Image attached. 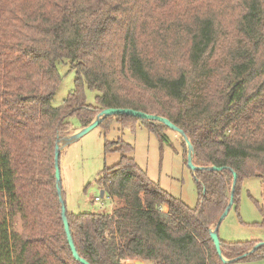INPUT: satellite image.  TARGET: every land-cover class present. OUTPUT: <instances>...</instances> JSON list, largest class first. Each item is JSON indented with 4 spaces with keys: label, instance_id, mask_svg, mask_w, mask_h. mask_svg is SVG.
Wrapping results in <instances>:
<instances>
[{
    "label": "trees",
    "instance_id": "1",
    "mask_svg": "<svg viewBox=\"0 0 264 264\" xmlns=\"http://www.w3.org/2000/svg\"><path fill=\"white\" fill-rule=\"evenodd\" d=\"M65 61L75 87L55 107ZM86 88L98 92L96 106ZM106 109L170 120L205 169L193 172L192 208L150 179L131 145L107 142L106 153L121 158L97 185L113 211H67L80 257L229 264L211 230L230 203L233 174L234 205L243 180L264 178V0H0V264H81L65 232L55 154L72 118L85 128ZM114 120L123 129L141 122L167 140L159 121L115 115L100 126ZM186 153L184 144L188 163ZM220 241L226 260L264 259V247L249 254L259 243Z\"/></svg>",
    "mask_w": 264,
    "mask_h": 264
},
{
    "label": "rangeland",
    "instance_id": "2",
    "mask_svg": "<svg viewBox=\"0 0 264 264\" xmlns=\"http://www.w3.org/2000/svg\"><path fill=\"white\" fill-rule=\"evenodd\" d=\"M59 73L62 82L53 99V105L60 107L75 87L76 73L68 62L60 63ZM86 102L96 106L97 91L85 89ZM72 128L61 134L60 144L82 127L76 118L71 119ZM166 141L159 134L151 132L141 122L135 128L123 129L113 121L107 128L98 126L61 152L62 192L69 213H101L113 211V200L105 195L101 197V189L97 181L104 169L114 167L120 161L118 152L106 153L107 142L122 140L133 147L129 154L137 164L148 173L155 183L174 197L184 201L189 207H196L199 201L198 184L193 171L189 168L184 156V138L177 132L167 128ZM186 149V148H185ZM188 155V147L187 153ZM101 197L100 203L95 199ZM262 209L264 211V178L251 177L242 181L239 204L234 205L219 226V237L226 242L264 243V227ZM16 230L22 233V222L17 218ZM216 224L212 226L215 230ZM137 264H151L142 263ZM232 264H264V259L239 261Z\"/></svg>",
    "mask_w": 264,
    "mask_h": 264
},
{
    "label": "water",
    "instance_id": "3",
    "mask_svg": "<svg viewBox=\"0 0 264 264\" xmlns=\"http://www.w3.org/2000/svg\"><path fill=\"white\" fill-rule=\"evenodd\" d=\"M115 115H127V116H133L135 118H140L143 120L159 121V122L163 123L169 129L177 132L178 134H180L184 138V140L187 144V147H188V166H189V168L193 172H197V171L205 169V168L197 167L194 164V149H193V146H192L190 140L188 139V137L186 136V134L184 133L183 130H181L179 127H177L175 124H173L170 120H168L166 118H163L160 116H155V115H149V114L139 112V111H135L132 109H106V110H103V111L99 112V114L97 115L95 120L89 126H87L85 128H81L80 130L77 131L76 134H74V135L66 138L65 140H63L64 146H62V147L60 146L61 141L59 140L58 144H57L56 154H55V177H56L57 191H58V195L60 197V202H61V207H62V218H63V223L65 226V232L67 235L68 243H69L71 252L73 254V257L78 262H80L81 264H90V263L87 260L80 257V255L78 254L77 249L75 247V243L73 241V238L71 236L69 221H68V217H67V208H66V204H65V200H64L63 192H62V180H61V168H60L61 152H63V150L67 146H69L71 143L77 141L78 139H80L81 137H83L84 135H86L87 133L92 131L93 129L100 126V124L102 123V121L105 118L115 116ZM206 169H210L213 171L220 170V168H216V167L206 168ZM233 176H234V181H233V188H232L230 203H229L226 211L220 217L215 230H211V238L215 244L217 253L219 254L220 257H222V259L225 263H229V264L239 262L240 260H242L243 258H245L247 256V255H244V256H241V257L236 258L234 260L224 259L223 255H222L221 241H220V237L218 234L220 224L226 218V216L229 214V211L231 210V208L234 205V192H235V187H236V183H237V174L234 173ZM104 196H105V191L102 190L101 191V197L103 198ZM260 247H264V243L258 244L253 250H251L249 252V254L253 253L255 250H257Z\"/></svg>",
    "mask_w": 264,
    "mask_h": 264
},
{
    "label": "built area",
    "instance_id": "4",
    "mask_svg": "<svg viewBox=\"0 0 264 264\" xmlns=\"http://www.w3.org/2000/svg\"><path fill=\"white\" fill-rule=\"evenodd\" d=\"M101 200H102V198H101V197H97V198L95 199V202H96V203H100V202H101Z\"/></svg>",
    "mask_w": 264,
    "mask_h": 264
},
{
    "label": "bare ground",
    "instance_id": "5",
    "mask_svg": "<svg viewBox=\"0 0 264 264\" xmlns=\"http://www.w3.org/2000/svg\"><path fill=\"white\" fill-rule=\"evenodd\" d=\"M60 146H61V147L64 146V142H62V143L60 144Z\"/></svg>",
    "mask_w": 264,
    "mask_h": 264
},
{
    "label": "crops",
    "instance_id": "6",
    "mask_svg": "<svg viewBox=\"0 0 264 264\" xmlns=\"http://www.w3.org/2000/svg\"><path fill=\"white\" fill-rule=\"evenodd\" d=\"M79 130H80V129H79ZM76 133H77V131H76L74 134H76ZM74 134H73V135H74ZM61 155H62V154H61ZM137 263H139V262H137ZM142 263H143V262H142Z\"/></svg>",
    "mask_w": 264,
    "mask_h": 264
}]
</instances>
